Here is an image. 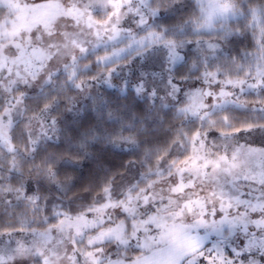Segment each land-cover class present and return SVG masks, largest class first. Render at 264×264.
<instances>
[{
  "label": "snow or ice",
  "instance_id": "obj_1",
  "mask_svg": "<svg viewBox=\"0 0 264 264\" xmlns=\"http://www.w3.org/2000/svg\"><path fill=\"white\" fill-rule=\"evenodd\" d=\"M0 264H264V0H0Z\"/></svg>",
  "mask_w": 264,
  "mask_h": 264
}]
</instances>
